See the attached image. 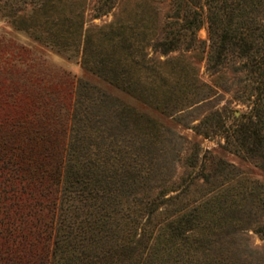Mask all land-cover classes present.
Listing matches in <instances>:
<instances>
[{
    "label": "trees",
    "instance_id": "16d2710c",
    "mask_svg": "<svg viewBox=\"0 0 264 264\" xmlns=\"http://www.w3.org/2000/svg\"><path fill=\"white\" fill-rule=\"evenodd\" d=\"M163 1L170 11L156 34L146 14ZM90 2L0 0V16L163 110L180 111L187 102L189 112L214 96L178 61L185 51L205 50L208 68L232 67V93L247 107L238 114L228 105L210 107L194 129L222 133L230 149L264 169V0H136L125 12L132 15L101 24L90 20L112 13L120 0H93L87 19ZM147 47L177 55L159 59ZM6 88L0 92V264H237L229 242L250 227L264 237V184L257 180L215 183L151 222L164 195L152 194L155 121L126 100L82 77L68 87L22 77Z\"/></svg>",
    "mask_w": 264,
    "mask_h": 264
},
{
    "label": "rangeland",
    "instance_id": "374dc122",
    "mask_svg": "<svg viewBox=\"0 0 264 264\" xmlns=\"http://www.w3.org/2000/svg\"><path fill=\"white\" fill-rule=\"evenodd\" d=\"M135 1L120 0L112 13L94 18L90 22L101 24L113 19L115 15L122 18L132 15L125 12L132 9ZM92 2L93 0L84 14L87 19L92 15ZM154 5L156 7L152 8L151 5L146 15L151 19L152 30L158 34L162 30L170 8L166 1L156 2ZM197 34L199 38L206 39L205 25L198 30ZM147 51L149 55L159 59L177 55V52L163 55L148 47ZM178 61L187 70L189 77L197 76L199 80L207 82L213 91L215 90L210 101L194 106L189 109V112L187 102L181 105L184 108L180 111L163 110L124 93L84 69L76 56L69 58L54 48L34 40L26 32L16 29L7 19L0 16V92L3 89L7 90L6 87L15 83L16 80L19 83L22 77L29 78L33 82L42 79L54 83L62 82L66 87L70 86L77 77H82L126 100L154 119L158 175L152 187V194L162 192L164 195L161 197L163 200L149 218L153 223L166 218L175 209L187 206L188 200L190 202L196 196L205 194L215 183L227 180L236 182V178H239L246 184L252 183L253 180L264 184V169L251 157L230 149L225 144L222 133L216 132L203 136L194 129L199 118L210 107L228 105L237 109L236 114L247 107V101L237 102L232 93L235 84L232 67H225L222 71H213L208 68L206 51L202 49L185 51L180 54ZM161 71L163 76L167 77L166 66H162ZM167 78L171 80L173 76L170 75ZM223 86H228L229 89L225 91ZM196 152H198L197 156ZM194 159H197V163L193 165ZM220 161L227 162L228 167L222 168L223 164ZM203 174H207L210 181H205ZM262 219L264 220V216ZM229 243L233 251L231 252L233 259L237 264H264V237L259 236L251 227L242 231L236 240Z\"/></svg>",
    "mask_w": 264,
    "mask_h": 264
}]
</instances>
